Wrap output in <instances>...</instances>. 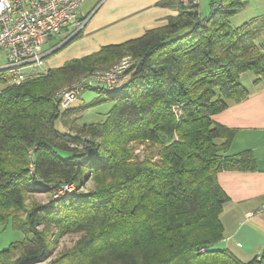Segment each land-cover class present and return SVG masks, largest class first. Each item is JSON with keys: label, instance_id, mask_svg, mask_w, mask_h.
<instances>
[{"label": "trees", "instance_id": "1", "mask_svg": "<svg viewBox=\"0 0 264 264\" xmlns=\"http://www.w3.org/2000/svg\"><path fill=\"white\" fill-rule=\"evenodd\" d=\"M243 3L212 0L204 16L198 3L179 2L178 14L139 37L20 84L0 77V228L11 219L24 235L0 249V264L47 260L65 234L79 237L52 264H264V250L244 261L214 248L229 199L218 173L251 168L252 158L230 152L235 130L213 116L249 95L243 73L264 80L255 40L264 22L231 20ZM126 56L134 61L119 84L88 85L80 104L60 106L58 90ZM107 103L79 121L77 111Z\"/></svg>", "mask_w": 264, "mask_h": 264}, {"label": "crops", "instance_id": "2", "mask_svg": "<svg viewBox=\"0 0 264 264\" xmlns=\"http://www.w3.org/2000/svg\"><path fill=\"white\" fill-rule=\"evenodd\" d=\"M166 1L87 0L86 6L84 2L79 9L78 18L83 26L77 31L78 37L73 36L59 46L75 32L74 26H68L60 35L46 40L43 48L53 50L47 56L46 68L61 66L69 59L139 37L166 24L169 17L179 13L180 5L179 0ZM250 83L245 99L213 116L218 123L235 130L230 152L249 151L252 158L251 168L218 173V181L229 199L222 212L224 236L214 248L228 249L244 261L264 250V80L256 83L254 78Z\"/></svg>", "mask_w": 264, "mask_h": 264}, {"label": "built area", "instance_id": "3", "mask_svg": "<svg viewBox=\"0 0 264 264\" xmlns=\"http://www.w3.org/2000/svg\"><path fill=\"white\" fill-rule=\"evenodd\" d=\"M86 1L0 0V50L5 51L7 60L0 71L5 72L3 77L6 84H20L29 77L46 71L44 66L47 56L53 51L43 48L46 40L51 34H60L68 26H74L73 34H76L83 26L78 16L79 9ZM179 2L188 6L197 4L199 0ZM220 2L221 0H217V5ZM129 64L125 61L124 67L116 65L109 70H97L91 75L83 76L58 90L56 99L62 108H68L88 85L105 83L108 87H114L119 84L122 69ZM75 188L74 183L66 184L57 192L56 197Z\"/></svg>", "mask_w": 264, "mask_h": 264}, {"label": "rangeland", "instance_id": "4", "mask_svg": "<svg viewBox=\"0 0 264 264\" xmlns=\"http://www.w3.org/2000/svg\"><path fill=\"white\" fill-rule=\"evenodd\" d=\"M243 5L242 7L237 11V13L234 14V16L231 17V20L234 25H240L243 24L246 21H250L251 19H256L260 20L261 23L264 22V0H243ZM212 0H199V8L204 16H208L212 13L214 10V6H212ZM87 2L84 3V6H86ZM262 19V20H261ZM258 27H261L259 25V22L256 23ZM63 34V33H61ZM60 35V34H58ZM56 34H51V38L56 37ZM256 42L259 44H264V29L262 32L256 37ZM52 58V57H51ZM49 58L48 60H51ZM125 59V60H124ZM119 64L116 65H121L123 66V62L127 61L128 64L130 62L133 63L134 59L131 56H126ZM6 54L4 50H0V67L4 66L6 64ZM115 65V66H116ZM128 66V65H127ZM126 66V67H127ZM45 68L47 67V64L45 63ZM114 67V66H113ZM112 67V68H113ZM120 67V66H118ZM116 67V68H118ZM44 68V69H45ZM49 69V68H48ZM46 68V70H48ZM125 70V68H124ZM124 70L122 69V73L120 74V81L124 74ZM27 72H30L29 68H26ZM3 73H5L3 70L0 71V77H3ZM83 76H87L83 75ZM82 76V77H83ZM119 76V74H118ZM255 78V74L253 71H247L242 74L240 81L243 83L244 86L249 88L251 86V81ZM75 81V80H74ZM73 81V82H74ZM119 81V82H120ZM72 83V82H71ZM3 82L0 80V86H2ZM88 91H82L81 95L72 103V106L80 104L81 97H88ZM110 108V104H102L100 106L93 107L91 109L86 110H81L77 111V114H84L85 113V118L79 119V121L87 120L90 121L93 118L99 117L97 113L98 110L100 111H105ZM101 119V118H98ZM143 149V146H141ZM90 188H92V181L89 180L86 182L83 186L82 189L85 191H88ZM36 199L42 203H46L50 199V195L45 192V191H38L34 194ZM59 197V196H58ZM56 198V197H55ZM56 232V231H55ZM24 237L23 233L21 231H18L13 227L12 220L9 219L8 223L0 228V249H5L10 245L11 242L21 240ZM79 235L78 234H65L63 236H60L57 240L56 246L54 248V253L53 255L48 258L47 260L41 261L38 264H52L53 261L57 258V255L60 251H63L66 248L72 247L75 243V241L78 240Z\"/></svg>", "mask_w": 264, "mask_h": 264}, {"label": "water", "instance_id": "5", "mask_svg": "<svg viewBox=\"0 0 264 264\" xmlns=\"http://www.w3.org/2000/svg\"><path fill=\"white\" fill-rule=\"evenodd\" d=\"M74 35H75V34L71 35L67 40L61 42L59 46H62L63 44H65V43H66L69 39H71ZM59 46H58V47H59Z\"/></svg>", "mask_w": 264, "mask_h": 264}, {"label": "bare ground", "instance_id": "6", "mask_svg": "<svg viewBox=\"0 0 264 264\" xmlns=\"http://www.w3.org/2000/svg\"><path fill=\"white\" fill-rule=\"evenodd\" d=\"M47 71V70H46Z\"/></svg>", "mask_w": 264, "mask_h": 264}]
</instances>
